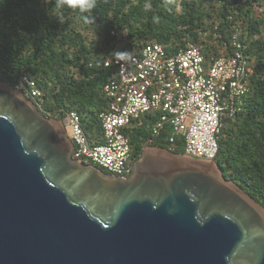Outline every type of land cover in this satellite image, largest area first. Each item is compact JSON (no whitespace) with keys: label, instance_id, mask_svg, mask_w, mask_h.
Listing matches in <instances>:
<instances>
[{"label":"water","instance_id":"1","mask_svg":"<svg viewBox=\"0 0 264 264\" xmlns=\"http://www.w3.org/2000/svg\"><path fill=\"white\" fill-rule=\"evenodd\" d=\"M73 148L0 81V264H264V207L214 162L147 147L123 177Z\"/></svg>","mask_w":264,"mask_h":264},{"label":"trees","instance_id":"2","mask_svg":"<svg viewBox=\"0 0 264 264\" xmlns=\"http://www.w3.org/2000/svg\"><path fill=\"white\" fill-rule=\"evenodd\" d=\"M55 3L0 0V81L14 88L25 79L35 81L43 97L30 100L46 117L59 120L63 111H76L96 140L103 136L99 116L109 101L104 86L116 77L107 60L153 42L176 49L205 43L207 55L217 54L200 32H209L210 40L217 26L218 44L226 41L229 47L239 32L255 73L242 110L223 120L215 164L264 207V0H96L91 13L57 10ZM85 17L95 22L86 23ZM157 118L147 115L125 129L134 164L147 147L169 150V131L149 143ZM173 153L185 154L181 144Z\"/></svg>","mask_w":264,"mask_h":264},{"label":"built area","instance_id":"3","mask_svg":"<svg viewBox=\"0 0 264 264\" xmlns=\"http://www.w3.org/2000/svg\"><path fill=\"white\" fill-rule=\"evenodd\" d=\"M217 30L216 26L210 40L209 32H200L217 54L207 55L205 43L190 42L176 49L153 42L130 58L107 60L105 66H115L116 77L104 86L109 101L99 116L101 139L86 134L76 111L58 114L66 132L70 131L72 158L109 174L130 176L135 164L125 129L154 114L158 118L150 125L149 143L169 131V152L181 144L187 157L215 163L223 120L242 110L243 98L250 91L249 78L255 73V64L246 55L247 46L239 40V32L233 34L229 47L226 41L218 44L221 35ZM171 47L173 53L169 52ZM15 89L29 99L43 97L42 90L30 79Z\"/></svg>","mask_w":264,"mask_h":264},{"label":"clouds","instance_id":"4","mask_svg":"<svg viewBox=\"0 0 264 264\" xmlns=\"http://www.w3.org/2000/svg\"><path fill=\"white\" fill-rule=\"evenodd\" d=\"M65 6L73 10L78 8L81 13H91L92 9L96 6V0H56L55 8L57 10H61ZM85 22L92 23L95 22V19L94 17H85ZM118 56L121 59L125 57L130 58V53H119Z\"/></svg>","mask_w":264,"mask_h":264},{"label":"rangeland","instance_id":"5","mask_svg":"<svg viewBox=\"0 0 264 264\" xmlns=\"http://www.w3.org/2000/svg\"><path fill=\"white\" fill-rule=\"evenodd\" d=\"M262 11V9L261 8H257V13L259 14L260 12ZM67 132H68V135H70V131H69V129H67ZM189 158V157H188ZM191 159V158H190ZM201 162H204V164L205 165H207V164H211V162H208V161H202L201 160ZM216 165V164H215ZM217 166V165H216Z\"/></svg>","mask_w":264,"mask_h":264},{"label":"bare ground","instance_id":"6","mask_svg":"<svg viewBox=\"0 0 264 264\" xmlns=\"http://www.w3.org/2000/svg\"><path fill=\"white\" fill-rule=\"evenodd\" d=\"M151 152H152V151H151ZM206 166H207V167H210V164H207ZM212 171H213V170H212ZM213 173L216 174V173H217V169H215V172L213 171Z\"/></svg>","mask_w":264,"mask_h":264}]
</instances>
